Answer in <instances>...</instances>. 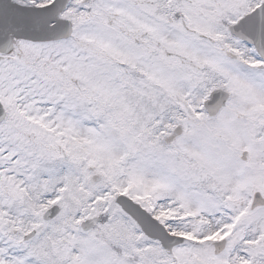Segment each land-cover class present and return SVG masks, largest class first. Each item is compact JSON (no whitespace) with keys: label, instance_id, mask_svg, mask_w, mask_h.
Listing matches in <instances>:
<instances>
[{"label":"snow or ice","instance_id":"obj_1","mask_svg":"<svg viewBox=\"0 0 264 264\" xmlns=\"http://www.w3.org/2000/svg\"><path fill=\"white\" fill-rule=\"evenodd\" d=\"M0 264H264V0H0Z\"/></svg>","mask_w":264,"mask_h":264}]
</instances>
